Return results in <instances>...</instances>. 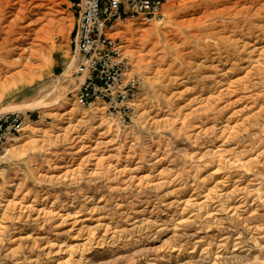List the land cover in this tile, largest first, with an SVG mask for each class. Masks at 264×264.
<instances>
[{"label": "rangeland", "instance_id": "374dc122", "mask_svg": "<svg viewBox=\"0 0 264 264\" xmlns=\"http://www.w3.org/2000/svg\"><path fill=\"white\" fill-rule=\"evenodd\" d=\"M164 11L114 33L124 124L71 96L70 3L0 0V114L34 120L0 151V264H264V0Z\"/></svg>", "mask_w": 264, "mask_h": 264}, {"label": "built area", "instance_id": "2783aa9c", "mask_svg": "<svg viewBox=\"0 0 264 264\" xmlns=\"http://www.w3.org/2000/svg\"><path fill=\"white\" fill-rule=\"evenodd\" d=\"M77 16L71 38L72 65L69 77L75 85L71 96L84 107L101 104L111 116L126 124L137 110L145 86L136 73L121 38L115 37L120 23L163 22L170 0H67ZM32 113L0 114V151L27 128Z\"/></svg>", "mask_w": 264, "mask_h": 264}, {"label": "bare ground", "instance_id": "6f19581e", "mask_svg": "<svg viewBox=\"0 0 264 264\" xmlns=\"http://www.w3.org/2000/svg\"><path fill=\"white\" fill-rule=\"evenodd\" d=\"M29 51H31L30 52V54H31V56H32V54L36 51V49L35 48H33V49H29V48H24L23 49V51H22V53L20 54V58H23V54H25V53H27V52H29ZM31 58V57H30ZM15 63H17V62H15ZM24 108V107H23ZM19 110V109H18Z\"/></svg>", "mask_w": 264, "mask_h": 264}, {"label": "crops", "instance_id": "0c3cea01", "mask_svg": "<svg viewBox=\"0 0 264 264\" xmlns=\"http://www.w3.org/2000/svg\"><path fill=\"white\" fill-rule=\"evenodd\" d=\"M71 39L69 40V42H68V44H69V48L68 49H66L65 51L67 52H69V56H70V54L72 53V51H73V46L71 45ZM65 52V53H66ZM65 55H67V54H65ZM62 56H64V53L62 54Z\"/></svg>", "mask_w": 264, "mask_h": 264}]
</instances>
